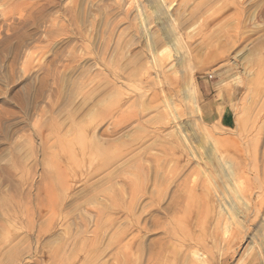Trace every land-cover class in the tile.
Masks as SVG:
<instances>
[{"label":"rangeland","instance_id":"1","mask_svg":"<svg viewBox=\"0 0 264 264\" xmlns=\"http://www.w3.org/2000/svg\"><path fill=\"white\" fill-rule=\"evenodd\" d=\"M193 252L264 264V0H0V264Z\"/></svg>","mask_w":264,"mask_h":264},{"label":"bare ground","instance_id":"2","mask_svg":"<svg viewBox=\"0 0 264 264\" xmlns=\"http://www.w3.org/2000/svg\"><path fill=\"white\" fill-rule=\"evenodd\" d=\"M236 198H238V195H236ZM193 256L197 261V264H206L205 260L201 258V256L198 255V253L193 252ZM195 261V262H196Z\"/></svg>","mask_w":264,"mask_h":264}]
</instances>
